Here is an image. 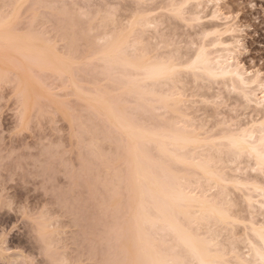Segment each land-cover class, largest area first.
<instances>
[{"label":"rangeland","instance_id":"374dc122","mask_svg":"<svg viewBox=\"0 0 264 264\" xmlns=\"http://www.w3.org/2000/svg\"><path fill=\"white\" fill-rule=\"evenodd\" d=\"M137 1L138 0H0V5L8 4L13 6L6 15L3 10L0 9V17L6 18H0V20H5V27L6 25L8 27V29L1 27V30H3V28L6 31L11 30L9 31L10 33L7 31L6 34L4 33L5 30L1 32L7 36L5 39L8 40L11 38V35L18 37V39L15 37L16 39L13 40V42L7 40H5V42L16 43L17 40H20L17 43L23 45L22 47L26 46L32 48L30 46L35 44V49L39 44V50L42 51L43 54L48 55L47 57L50 56V58H47L49 59L48 61H50L51 58H54L56 61L59 59L61 62H56L55 64H57V66L62 64V66H60L61 68L56 67L52 60L51 62H53V65L59 68L60 71H62V67L66 70L63 75L61 72H56L57 69L53 71V69H51L53 65L51 67L48 66L49 70H47L46 67L45 70L43 66H40V68H38L39 66L35 67L38 64L37 61H35L37 59L36 57L33 56L35 58L34 62L37 64H33V57L30 58L26 54L21 53L23 56L27 57L25 58L22 55V57L19 56L20 53L16 54V51H20L21 45L18 44L19 50L18 48L14 50L13 48L15 46L13 44V47L9 45L4 46V37L3 40L0 39V47L1 45L5 47H1L2 49L0 48V196L6 193L10 199L15 200L17 187H21V190L31 187L32 196H34L35 199L29 202L28 196L26 195L17 208L18 212L31 211L33 213H38L39 210L46 207L58 209L49 213L50 230L59 233L55 243L60 246L57 249L60 258L72 261L73 264H79V261L82 259L85 261V264H147V258L153 253V255L159 254V256L162 254L161 258H165L164 260L162 259L163 263L164 261L168 264L173 263V261L169 260V253H172L173 256L170 257L175 263H177L175 259H178L177 257L181 254L182 256L180 255L179 259L184 258L183 260L186 264H193L191 261L188 262L189 259L186 260V253L179 247L180 244L175 242L177 240L174 239L175 236L173 233H171V231V234L169 233L171 229L167 227V224L165 222L164 225L155 223L154 220L159 213L157 214L155 210L153 211L152 204H149L151 201L149 192H152V188H150L151 190L146 189L149 187L147 185L144 187L145 184L143 185V183H140L142 179L147 176L146 173L150 172L152 174L154 173L153 175L151 174L153 177H155L154 175L157 176L156 180L161 179L157 182L160 184L162 182V186L170 185L174 187L176 183L178 186H181L186 182L185 177L188 175L187 169L185 167L183 168L180 162H175L171 156L170 160L169 154H159L160 149L154 147L157 144L150 143L149 141L146 142L147 140L132 141L136 136H131V139L128 135H124L122 131L124 128L123 126L126 127L127 124L132 123V127L136 126L134 127L136 131L139 129L137 132L141 129V131L145 130V133H150L151 131L152 133L155 131L158 133L157 131L162 132L164 126L167 127L168 124L172 125V122L174 124L173 126L176 125V129H181V127L189 126L193 121V123L197 122V125H195L199 127L198 131L200 130L199 132H201H198L199 135L202 134V136H204V134H210L213 136L214 134V136L216 135L215 137H218L225 132V130H235L249 123L251 120L260 118V114H256L252 107L245 104L244 99L238 92V88L233 89L226 77H218L219 79L216 78L217 80L215 79V81L213 78L209 80V77L205 74H202L205 76H200V73H196L200 77L195 79L197 75L193 71L181 68L183 71L179 72V75H177L178 73L176 74L180 78V81L177 80L180 82H178L179 86L177 82L174 86V88H181L176 92L178 94L180 93V98L183 100H178V105L181 108L177 107V109L179 108L182 110L181 113H185V115L183 114L184 116L187 115L186 118L189 122L192 120L187 125L188 121H186V124L184 122L186 118L180 117V119L184 120L182 121L185 124L183 125L182 123L181 126L182 121L176 119L177 115L173 117L174 114L171 113L172 110L167 112V110L164 109L165 112L160 107V109H158V104H156L157 101H155L158 100L157 98L151 95L147 96L146 94H141L137 91L138 86L135 82L139 81L137 80L139 78L136 77L137 74H134L135 72L132 71V68H129L130 66H126L128 68L127 71L126 67L123 69V71L125 70L127 73H122L120 68L124 64L121 61L125 57H121V61L119 60L121 65L123 64L121 66L119 63L121 67L117 65L118 63L113 65L114 59L112 58V62H108L107 57V62H103L105 59L102 58L104 57L102 55L104 54L103 51L105 48H101L104 47L103 45L108 37L107 35H111L113 30L116 32L121 30L119 25L125 27L128 25L127 23H129V21L131 22L134 19L135 22L136 18H139V20L136 19V22L138 21L140 23L141 17V20L143 18L145 22L143 23L142 21L140 24H145V26L140 24L138 26L136 25V34H139L140 37L135 33L134 35L139 38L138 40L142 41L139 43L135 42V44H138L136 46L135 44H133V46L131 44L133 48L128 44L126 49L125 47L123 48V51H121L122 53L125 52V55L129 56V54L132 55V52L139 48L136 52L141 51L142 53V51H144L147 57L152 55V57L156 56L157 58V56H162L161 58H164L171 50H174V53H169V55L172 54L170 55V59L177 60L176 62L178 63H184V61L189 62L193 58L195 50L201 45L207 44V49L213 51V46L209 47L208 45L211 36L204 35L206 34L204 30L211 27L214 23L224 27V24L227 22V20H211L212 13L217 10L223 17L226 16L230 18H228V24L234 26L236 30L235 35L237 41L234 47L235 61L239 62L250 72L255 69L264 71V0H202L203 6L200 9L202 19L199 23L190 19L195 10L190 7L185 8L181 16L176 18L177 15L175 16L172 14L175 10L172 12L170 11V9H173V7H170L172 1ZM35 5H44L45 7L36 8ZM182 14H184V16ZM222 16L220 17L222 18ZM145 17H148L147 19L151 21L147 23L148 21L145 20ZM108 20H110L109 23H107ZM3 21L0 23L1 25ZM101 22L104 23L102 27L105 29L101 27V25H103ZM146 23L148 26H146ZM151 26L154 27L150 28ZM114 28L119 29L117 30ZM115 31L113 33H116ZM82 35L84 37H82ZM224 37H228V34H224ZM89 40L92 41V43L89 42ZM26 42H29L30 46H28ZM106 45H108V41ZM98 49L100 51H97ZM45 50H47V52ZM95 51L97 52L94 53ZM101 51L102 53L99 54ZM175 51L177 53H175ZM160 53L162 55H160ZM163 53L166 54L163 56ZM173 54H177V56L180 55V57ZM99 55H101V57ZM7 56L11 58V60L8 59ZM119 56L121 55L116 57ZM171 56H173V58ZM4 57H6L7 60H5L6 58L3 59ZM180 58L181 60H179ZM63 63H65V65ZM109 63L111 65L108 66ZM183 63H181V65ZM66 64L68 67L70 65V67L68 68ZM105 64L110 68L106 67ZM3 72L9 74L8 79L3 77ZM192 73L195 75L193 76ZM18 77L23 80V83L26 84L25 87L27 88L28 86L29 89V94L25 93L28 97L27 99L25 98L28 101L25 107L22 105V101L23 104L25 103V100H22L24 99L23 96H21L23 93L20 95L21 89L17 87L19 84L17 83ZM126 79L132 82L129 84ZM176 79L174 80L176 81ZM142 83L140 82L139 84ZM133 84H135L133 86L135 90L131 89ZM168 84L173 86L174 83L170 81L167 85ZM149 85L150 84H148V88ZM128 86L129 89L126 88ZM235 86L237 85L235 84ZM142 87L147 86L142 85ZM170 87L171 86H169V88ZM141 89L139 90L141 91ZM100 96H102L104 100L102 97L99 98V100L98 97ZM41 99L46 103H50L51 106L59 112L60 119L56 121L55 127H52L51 123H49L47 126L41 125L39 129L32 132V112L36 106V102ZM101 99L103 101L107 100L110 106L109 104L107 105L106 102L103 103ZM96 101L98 104H96ZM100 101H102L101 103L103 104H101ZM99 104L103 105V109ZM9 105H11V107H9ZM106 107H108L114 115L108 112L105 113V110L108 109ZM177 109H174L172 112H176ZM115 115L119 116V119H122L118 120L117 116L116 118L114 117ZM112 116L115 119H112ZM174 118L176 121L178 120L177 123L179 121L180 123L177 124ZM161 123L163 126H161ZM177 126L179 127L177 128ZM134 128L131 130L136 134ZM170 128L173 129L174 127ZM188 128L190 127H185L183 130H187ZM166 129H168V127L165 128V130ZM5 131L8 133L7 139H5L4 136ZM135 141H143L138 145V148H140L137 149V151L143 152H139L138 154L135 152V148L133 151L131 150L135 144L137 145V142L134 144ZM143 143H145L144 148L142 146ZM166 146L167 149L168 147L171 148L170 145ZM145 147L149 149V154ZM52 148H58L59 151L53 152L51 156H46V150ZM213 148L211 152L215 151ZM179 149L176 148L172 151L175 152L176 156L179 153L181 155L180 157L185 159L187 150L183 148H181V150ZM147 155L150 157H146ZM143 157H146L147 160L149 159L152 162L150 163V161H147L146 163L141 161L142 165L139 166L138 162L140 161H138L137 158L143 160ZM181 158L179 159L181 160ZM135 159L138 161L137 164L134 163ZM224 160L228 162V165L223 162L222 168L227 166L224 168V172L227 171L228 175L239 176V178L247 180H252L254 178L264 184V175L255 173L248 159L241 157L231 161V163H229V159ZM156 162L158 165H156ZM134 164L138 165L139 172L136 171L137 169L132 170ZM136 165L134 166L135 168ZM163 166L164 169H172L168 172L169 176L165 177L167 169L163 170ZM17 170L21 173L18 177L15 175ZM131 170L133 173L134 171L136 172V176H134L135 174H133ZM164 171L166 173L165 175H163ZM171 171H174L173 174L176 173L177 175L174 174L172 177L170 175ZM138 173H140L139 177H137ZM179 174L183 177H179ZM140 175H142L143 178H141ZM148 176H150V174H148ZM5 177H7V179ZM132 177L135 178L133 179ZM17 180L19 184H16ZM37 181L39 182L38 184L36 183ZM173 182H175V184ZM5 183L13 186L5 189ZM140 184L142 187H140ZM149 186L151 187V185ZM202 186L201 190H204ZM205 187V189H207L208 186ZM165 189H167V187ZM211 189V192L215 193L220 187ZM224 191L228 193L227 199H232L234 212L238 215L239 219H241L238 222L247 221V217L249 218V208H247L245 195L251 194V196L255 198H260L257 196L259 191L247 190L241 187L236 189L232 184L226 186V189L221 193ZM30 203L31 207L29 206ZM142 203H146V205ZM162 203H164V201L159 200L158 208L162 207L160 208L162 211L165 210L166 213L168 212L171 214L173 218L175 217L174 220L176 221L180 219V223L183 224L182 221H185L186 216L184 217V215L179 214L180 217L174 214L175 212L173 209L176 205H173V202ZM175 203L174 201V204ZM169 208H171V210ZM260 212L261 209H257V212H255L256 214L254 213V221L258 224L264 221V215ZM143 213L147 215L142 216ZM146 216L151 217H149V220L146 219L149 221L148 223L147 221H143V218ZM153 216V222H151ZM52 221L57 222L52 224ZM244 223L246 224L247 222H243V224L236 223L232 225L231 228L230 226L228 227V225H223L225 226L223 227L222 224L218 226L214 223L211 224L210 227L213 230H208L210 233L213 231V233L217 232L215 235L216 237L218 235L217 238L218 241H220L217 244L221 243V248H225L223 252L226 254L225 256H227V260H229L228 262H231L230 264H242L239 263V261L236 262L237 260H234V255L232 254L239 253L237 255L241 256V254L247 252L246 242L244 240L245 236L255 241L251 231L243 228L244 226L242 225H244ZM200 224L202 223L198 224L199 227L191 224L189 228L186 223L185 228L188 227L186 228L189 229L188 232L198 234L199 237H206V239H210L209 237H211L215 239L210 233L206 234L207 228L203 226L204 224ZM208 234L209 237L207 238ZM203 235L205 236L203 237ZM26 239L27 238L21 234L12 237L10 230L6 234L4 225L0 224V259H23L24 257L30 256V252L27 251L24 246ZM146 240L150 242L148 243ZM141 241L144 243H141ZM230 242L234 245H230ZM147 245L153 248L150 249ZM218 246L216 245V247ZM231 246L233 248L235 247V250L231 248ZM147 247L150 249V252L152 251L148 256ZM221 248L219 250H221ZM228 248L233 249V251L230 250V253H228ZM224 250H228V254ZM173 251L178 253L180 251V253H177L178 256H176V253ZM181 251H183V253ZM15 252H19V256H13L12 253ZM242 257H244V255Z\"/></svg>","mask_w":264,"mask_h":264},{"label":"bare ground","instance_id":"6f19581e","mask_svg":"<svg viewBox=\"0 0 264 264\" xmlns=\"http://www.w3.org/2000/svg\"><path fill=\"white\" fill-rule=\"evenodd\" d=\"M139 1V0H138ZM137 1V2H138ZM163 0H161L160 2H162ZM166 1V0H165ZM170 2L172 1V3H170L171 5H170V7H173L174 5L175 6H177V7H179V6H181V5H183L184 7H183V10L185 9V8H191V9H195L194 10V13H192V16H191V20L192 21H197V23H199V21L202 19V16L200 15V12H201V8H202V6H203V1L202 0H169ZM138 5V4H137ZM169 5V4H168ZM168 9H169V7H168ZM173 10H175V11H173ZM176 8L174 9V7H173V9H170V11L172 12L173 11V13L172 14H174L175 16H176ZM182 10V11H183ZM168 11V10H167ZM175 12V13H174ZM184 12V11H183ZM182 12V13H183ZM183 16H184V14H182ZM222 16V14H219V12L217 11V10H215L214 11V13H212V19L211 20H214V21H219V20H224V21H226L227 20V22L225 23V22H223V23H225L224 25V27H221L220 26V24H217V23H214L213 25H211V27H208L207 29H205L204 30V32L206 33V34H204V35H210L211 36V39H210V41L208 42L209 44V47H211V46H213V51L211 50H209V49H207L208 47H207V44L206 45H201V46H199V48L197 49V50H195V53H194V56H193V58L189 61V60H187V61H189V62H185L184 61V63L183 62H181V63H183L182 65H181V63H178V62H176L174 59L172 60V59H170V55H172V54H170L169 55V53H174V50L171 52L170 50V52L167 54V55H165L164 53H163V56L165 55V57H167V58H161L162 56H157V58H156V56H154V57H152V55L151 56H149V57H147V56H145V54H146V52L144 53V51H142V53H141V51H139V52H136V51H138V49H136L134 52H132L131 54L132 55H130L129 54V56L128 55H125V52H121V51H123V48L125 47V49H126V46L129 44V46H131V44H132V46H133V44H135V42L136 43H139L140 41H142V40H138L139 38L138 37H140L139 36V34L137 35L136 34V30H137V26L140 24V23H142V21H143V23L145 22L144 20H143V18H142V20H141V17H140V23L137 21L136 22V19H135V22H134V19H133V21H129V23H127L128 25L127 26H125V27H123V26H120L119 24V27H121V30H119V31H115V30H113V32L115 31L116 33H113L112 32V34L111 35H107V34H109V33H107L106 35L108 36H106L107 37V39H106V41H105V44L103 45L104 47L103 48H101V49H104L105 48V50L103 51L104 52V54L102 55V56H104V57H102V58H104L105 60H103V62L105 61V62H107L106 61V57L108 58V62H112V60H111V58L112 59H114L113 60V62H114V64L113 65H116L117 63V65H119V63H120V65H121V62L125 65H119L120 67V69H121V71H122V73H127L126 71L128 70V68L126 67V66H130L129 68L131 69L132 68V71L133 72H135L134 74H137V76L136 77H138L139 79H137V80H139L142 84H139L140 82L139 81H136L135 83H137V86H138V92H140L141 94H146L147 96H154L155 98H157L158 100H155V101H157L156 102V104H158V109H165V110H167V112L169 111H174V109H177V107H179V108H181L178 104V100H181V95H180V93L178 94L176 91H179V89H181V88H174V86H175V83L177 82H179L180 81V78H179V76H177V75H179V73L176 75V77H175V79L176 78H178V79H176V81L174 80V79H169V78H166V70H167V66H172V67H176V68H183V69H186V70H189V65H192L193 64V62L196 60V58H197V55L198 54H200V51H201V48H203L204 50H205V57H206V63H205V67H204V70H202V71H193V70H191V71H193L195 74L196 73H200V76L202 75V74H205L206 76H208L209 77V80H211L212 78H213V80H215L216 78H227L228 80H229V84H231L232 85V88L233 89H237L238 88V92H239V94L241 95V97L244 99V102H245V104L247 105V106H249V107H252L253 108V110L255 111V113L256 114H260V118H258L257 120H251L249 123H247V124H245L244 126H242V127H239V128H236L235 130H225V132H223L220 136H218V137H215L214 136V134H213V136L212 135H206V134H204V136H202V134H200L199 135V133H201V132H199L198 131V129H199V127L198 126H196L197 124V122L196 123H193V121H192V123H190L189 122V120H187V118H186V116H184L185 115V113H181L182 112V110H180L179 108L177 109V114H176V112H172L171 111V113L172 114H174V116L173 117H176L175 115H177V118L176 119H180V117H183L184 119L186 118V120L184 121L183 119H180L181 121L183 120L184 122H185V124L187 123L186 121H188V123H187V125L189 124V126H184V127H181L182 126V123H183V125H185L184 124V122L182 121L181 122V129L179 128V129H176L175 128V126H173L174 124H173V122H172V125L171 124H168L167 125V127H168V129H166L165 130V128H167V127H165L164 126V128H162V129H160V130H162V132H163V134H162V132L160 131H157L158 133H156V131L154 132V133H152V131L150 132V133H145L146 131L145 130H143V131H141V129H140V131L139 132H137L135 129L136 128H134V127H136V126H133L132 127V123H130V124H127V125H129V126H127L126 125V127L125 126H123L121 129H122V131H123V133H124V135L126 134V135H128L131 139H132V137L131 136H133V135H135L136 136V138H134V139H132V141H134V140H147L146 142H150V143H154V144H157L156 146H154V147H156L157 149H160V152H159V154L161 153H164V154H166V155H168L169 156V158H170V153H172L173 151H174V149H179V150H181V148H183V149H185V150H187V152H186V156H185V159H183V158H181L180 156V154L178 155L177 154V156H176V154H175V159H173L175 162L177 161V162H180L181 164H182V167L184 168H186L187 170L186 171H188L187 173H188V175H187V177H185V180H186V182L184 183V185H181L182 187L183 186H185V187H181V186H178V184L176 183L175 184V182H177V181H175V182H173L174 184V187H171L170 185H168V186H166V185H163L164 186V188H163V186H162V182H161V184L159 183V182H157L158 180H161V179H158V180H156V175H154L155 177H153L152 175L154 174H152V173H146L147 174V176H145L144 178L142 177V175H146V174H142V175H140V177L141 178H143L142 179V181H141V179H140V183H143V185L145 184V186L144 187H146V185L149 187V188H146V189H150V188H152V194L149 192V196L151 195V197H150V199H151V201H150V203L149 202H147V203H149L152 207H153V211L155 210V212L158 214L159 213V215H156L157 217L155 218V223L156 224H161V225H164L165 223L167 224V227H169V229H171V230H169V233H170V231H171V233H173V235L175 236V238L174 239H176L177 241H175L176 243L178 242L180 245H179V247H181V249L182 250H184V252L186 253V256H185V258H186V260L187 259H189L188 260V262L189 261H191L193 264H201V261L202 260H208L209 258H210V251H211V253L213 254V255H219L220 257H226V258H224L225 260H227L228 258H227V256H225L226 254L223 252V249H225V248H221V243L220 244H217L218 242H220V241H218V235H217V237H216V233H213L212 231V233H210L208 230H213V229H211L210 227H211V225H209V222L207 221V220H198V215L199 214H202V213H205V212H211V210H212V208L217 204V203H222L223 205H225L226 207H227V209L229 210V214H230V221L231 222H229V223H226V224H222V226L223 225H228V227L230 226V228L232 227V225H235L236 223L238 224H243V222H247L246 224L244 223V225H242V226H244L243 228L244 229H248L249 231H251V233L253 234V236H254V239H255V241H253V240H251L248 236H245V238H244V240H245V242H246V248H247V252L245 253V254H241V256L240 255H237V254H239V253H236V254H232V255H234V260L236 261V262H238L239 261V263H242V264H261V259H260V257L257 255V251L260 249V246H261V244L262 243H264V240H261V238H260V235H261V232L262 231H264V221H262V223L260 222V224H258V223H255V221H254V215L256 214L255 212H257V209H261V205L262 204H264V191H261V189L262 188H264V184L262 183V182H259V181H257L256 179H252V180H247V179H244V178H239V176H231V175H228V173H227V171H225L224 172V168H226V167H224V168H222V169H220V170H223V171H221L223 174H225V175H227L228 176V183H220L218 180H216V179H214V178H212L211 176H207V175H205V173L204 172H201V171H199L198 170V168L196 167V165H197V163H200V162H203V163H207V162H214L215 164H217V165H223V162H224V164H226V165H228L227 163V161H225L224 159H226V160H228L229 159V163H231V161H233V160H235V159H239V158H241V157H244V158H246V159H248V162L251 164V167H252V169L255 171V173H260V174H263L264 175V171H261L260 170V167H259V163H258V158H257V156L255 155V153H259L260 151H261V149H262V147H264V90H262V85H264V80H262L261 79V76L262 75H264V71H261L260 69H255L254 71H252V72H250V71H248L243 65H241L239 62H237V61H235V58H234V47H235V43H236V41H237V38H236V35H235V28H234V26H232L231 24H228V20L230 19L229 17H226V16H222V18L220 17V16ZM224 15V14H223ZM8 16V15H7ZM181 16V15H180ZM131 17V16H130ZM142 17H144V16H142ZM190 17V16H189ZM1 18V17H0ZM2 18H4V19H6L5 17H2ZM1 18V19H2ZM133 18V17H132ZM146 18V17H145ZM148 18V17H147ZM145 19V20H147L146 22L147 23H149L150 21H149V19ZM176 18H178L177 16H176ZM180 18H182V17H180ZM179 18V19H180ZM184 18V17H183ZM229 18V19H228ZM104 19H106V18H104ZM185 19H186V17H185ZM112 20V19H111ZM137 20H139V18L137 19ZM154 20V19H153ZM1 21V20H0ZM3 21V20H2ZM1 21V22H2ZM5 21V20H4ZM4 21H3V23H2V25L0 24V39L1 40H3V37H4V40H3V43H4V46H11V47H13V45L15 46L13 49L15 50H17V48H18V50H19V45H21V44H19V43H17V42H19L18 40H17V45H16V43H6L5 42V40H7V41H9V42H13V40H15L16 38L18 39V37H16V36H14V35H11V34H9V35H11L10 37L11 38H9V40L8 39H5L7 36H5V34H6V32L8 31H6L4 28H7L8 29V27H7V25H6V27H5V23H4ZM72 21H73V19H72ZM71 21V22H72ZM76 21H77V19H76ZM107 21V20H106ZM109 21L110 20H108V22L107 23H109ZM0 22V23H1ZM80 22V21H79ZM104 22V21H103ZM103 22H101V23H103ZM115 22V21H114ZM73 23H75V22H73ZM77 23V22H76ZM81 23V22H80ZM100 23V24H101ZM111 23H113V22H111ZM146 23V26H148V24ZM201 23V22H200ZM222 23V22H221ZM77 24H79V23H77ZM106 24V23H105ZM123 24V23H122ZM112 25V24H111ZM123 25H125V24H123ZM137 25V26H136ZM140 25H142V24H140ZM223 25V24H222ZM102 26H104V23H103V25H101V27ZM142 26H145V24H143ZM1 27H4L3 28V30H1ZM99 27H100V25H99ZM117 27V26H116ZM152 27H154V26H151L150 28H152ZM157 27V26H156ZM102 28H104V27H102ZM123 28H124V30H123ZM135 28H136V30H135ZM149 28V27H148ZM204 28H205V26H204ZM105 29V28H104ZM103 29V30H104ZM114 29H117V28H114ZM119 29V28H118ZM117 29V30H118ZM154 29V28H153ZM5 30V31H4ZM4 31V33L5 34H3L2 32ZM9 31H11V30H9ZM8 31V32H9ZM156 32H157V30H156ZM10 33V32H9ZM134 33L138 36H136V35H134ZM105 34V33H104ZM163 34V33H162ZM224 34H228V37H224ZM4 35V36H3ZM8 35V36H9ZM84 35V34H83ZM82 35V37H84ZM105 36V35H104ZM103 36V37H104ZM206 36V37H207ZM2 37V38H1ZM12 37H14V38H12ZM16 37V38H15ZM137 37V38H136ZM162 37V36H161ZM97 38V37H96ZM90 39V38H89ZM100 39H101V37H100ZM25 40V39H24ZM86 40V39H85ZM87 40H88V36H87ZM93 40H94V38H93ZM108 41V45H106V42ZM138 41V42H137ZM168 41V40H167ZM89 42H91L92 43V41H90L89 40ZM2 43V44H3ZM5 43H6V45H5ZM156 43H158V42H156ZM161 43H162V40H161ZM166 43V42H165ZM164 43V44H165ZM171 43V42H170ZM13 44V45H12ZM19 44V45H18ZM26 44H28V46H30L29 45V42L27 43L26 42ZM26 44H24V45H26ZM142 44H144V43H142ZM31 45H33V44H31ZM36 45H37V43H36ZM100 45V44H99ZM105 45H106V47H105ZM136 45H138V44H135V46ZM159 45H160V42H159ZM162 45V44H161ZM170 45V44H169ZM23 45H21V49H20V51L18 52V51H16V54L18 53H20L19 54V56H21L22 54H26L27 56H29L30 58L31 57H36L37 59L35 60V61H37V63H35L34 62V57H33V64H37V66H35V67H38V68H40V66H43V68L45 69V67L47 68V70H49L48 69V66H52L53 65V62H54V65L56 66V67H59V68H61L60 66H62V64L60 65V66H57V64H55L56 62L57 63H59V62H61V61H59V59H57L56 58V56H55V58L58 60V61H56L54 58V60L51 58V60L53 61V62H51V60L50 61H48L49 59H47V58H50V56L49 57H47L48 55H46V54H43V52L42 51H40L39 50V48H38V46L40 47V45L38 44L37 45V48L35 49V44L33 45V46H30V47H32V48H29V47H26V46H24V47H22ZM35 46V47H34ZM94 46V45H93ZM95 46H97V45H95ZM131 46V47H132ZM134 46V47H135ZM142 46H144V45H142ZM141 46V47H142ZM171 46V45H170ZM1 47L2 48H5V47H3L2 45H1ZM0 47V48H1ZM34 47V48H33ZM168 47V46H167ZM174 47V46H173ZM1 48V49H2ZM96 48V47H95ZM99 48V49H100ZM133 48V47H132ZM159 48V47H158ZM43 49H45V48H43ZM50 49V48H49ZM48 49V50H49ZM52 49V48H51ZM97 50V51H100V50ZM124 49V50H125ZM135 49V48H134ZM141 49V48H140ZM178 49V48H177ZM144 50V49H143ZM46 52H47V50H45ZM51 51V50H50ZM97 51H95L94 53H96ZM133 51V50H132ZM52 52V51H51ZM180 52V51H179ZM14 53V52H13ZM22 53V54H21ZM100 53H102V51L101 52H99V54ZM144 53V54H143ZM175 53H177L176 51H175ZM15 54V55H16ZM124 54V55H123ZM148 54V53H147ZM180 54V53H179ZM50 55V54H49ZM101 55H99L100 57H101ZM118 55H121V56H119V57H116V56H118ZM123 55V56H122ZM157 55V54H156ZM159 55V54H158ZM160 55H162L161 53H160ZM173 55H176L177 56V54H173ZM23 56V55H22ZM21 56V57H22ZM128 57V60H127V57ZM168 56H169V58H168ZM8 57V56H7ZM23 57H25V58H27L26 56H23ZM52 57V56H51ZM115 57H116V59H115ZM124 58L122 61L120 60V58ZM172 58H173V56H171ZM177 57H180V55H178ZM6 57H4L3 59H5ZM29 58V59H30ZM117 58H119V59H117ZM130 58V59H129ZM152 58V59H151ZM155 58V59H154ZM176 58V57H175ZM182 58V57H181ZM181 58L179 59V60H181ZM8 59H10L11 60V58H9L8 57ZM28 59V60H29ZM5 60H7V58L5 59ZM61 60V59H60ZM115 60H117V61H119V62H117V61H115ZM178 60V61H179ZM9 61V60H8ZM31 61V60H30ZM174 61V62H173ZM63 62H64V60H63ZM116 62V63H115ZM178 63V64H176V63ZM180 62V61H179ZM5 63V62H4ZM9 63H10V61H9ZM51 63V64H50ZM3 64V63H2ZM50 64V65H49ZM64 65H65V63H63ZM107 64V63H106ZM105 64V66L106 67H108L109 65H111L110 63L108 64V66ZM52 66L51 67V69H53V71H55L56 69V72L58 71V72H61V74H63V73H65V68L64 67H62V71H60V69L59 68H56L55 66ZM113 65H112V68H113ZM66 66L68 67V65L66 64ZM53 67H55V68H53ZM69 67H70V65H69ZM68 67V68H69ZM104 67V66H103ZM116 67H118V66H116ZM124 67H126L127 69H126V71L124 70L123 71V69H124ZM67 68V69H68ZM108 68H110V67H108ZM55 69V70H54ZM63 69H64V72H63ZM107 69V68H106ZM1 70H2V68H1ZM4 70V69H3ZM46 70V69H45ZM7 71V70H6ZM5 71V72H6ZM118 71V70H117ZM190 71V70H189ZM69 72H70V69H69ZM111 72V71H110ZM119 72V71H118ZM1 73V72H0ZM4 73V72H3ZM107 73V72H106ZM194 73H192L193 74V76L195 75ZM252 73H254V75H251V77H249V74H252ZM60 74V75H61ZM110 74V73H109ZM64 75V74H63ZM120 75H121V73H120ZM124 75V74H123ZM197 75V77L195 76V79H197V78H199L200 76L198 75V74H196ZM205 75H202V76H205ZM20 76H21V74H20ZM181 76V75H180ZM1 77V76H0ZM207 77V78H208ZM19 78V77H18ZM140 78H142V79H140ZM218 78V79H219ZM20 79V78H19ZM19 79L17 80V83H19L18 84V88L19 89H21L20 90V95H21V93H23V95H21V96H23V98L24 99H22V100H25L24 102V104H23V101H22V105H23V107H25L27 104H28V101L26 100L28 97L26 96V94L25 93H28L29 92V89H28V86H27V88L25 87V85L26 84H24L23 83V80L22 79H20V81H19ZM125 80V79H124ZM127 80V79H126ZM177 80H179V81H177ZM217 80V79H216ZM215 80V81H216ZM227 80V81H228ZM25 81V80H24ZM128 81V80H127ZM127 81H125V82H127ZM170 81H171V83H172V81H173V86L172 85H167V83H170ZM175 81V82H174ZM132 82V81H131ZM130 81H128V83L130 84L131 83ZM16 83V84H17ZM145 83H147V84H145ZM180 83V82H179ZM179 83H178V86H179ZM148 84H150L149 85V88H148ZM235 84L237 85V86H235ZM135 84H133L131 87V89H133V90H135V88H133V86H134ZM141 86V88H140V86ZM142 85H144V86H147V87H142ZM245 85H247V87H245ZM130 86V85H129ZM129 86L128 87H126L127 89H129ZM137 86H136V88H137ZM151 86V87H150ZM169 86H171L170 88H169ZM145 88H148V89H145ZM174 88V89H173ZM139 89H141V91L139 90ZM150 89V90H149ZM152 89V90H151ZM173 89V90H172ZM176 89H178V90H176ZM143 90H145V91H143ZM147 90V91H146ZM149 90V91H148ZM172 90V91H171ZM23 91V92H22ZM128 91V90H127ZM131 91V90H130ZM129 92V91H128ZM150 92V93H149ZM147 93H149V94H147ZM29 94V93H28ZM27 94V95H28ZM102 96H100V97H98V99L99 98H101ZM26 98V99H25ZM103 98V97H102ZM177 98H180V99H177ZM21 99V98H20ZM97 99V100H98ZM100 100V99H99ZM102 100V99H101ZM103 100H104V98H103ZM102 100V101H103ZM95 101V100H94ZM102 101H100V103L102 102ZM181 101H183V100H181ZM99 102V101H98ZM107 103V105L109 104L108 102H107V100L106 101H103V103ZM180 102V101H179ZM27 103V104H26ZM103 103H101V104H103ZM182 103V102H181ZM181 103H180V105H181ZM96 104H98L97 103V101H96ZM101 104H99L100 105V107L102 108V106L103 105H101ZM178 105V106H177ZM183 105V104H182ZM109 106H110V104H109ZM96 107V106H95ZM105 107V106H104ZM156 107V108H157ZM160 107V108H159ZM176 107V108H175ZM106 108H108V107H106ZM105 108V109H106ZM99 109V108H98ZM103 109V108H102ZM164 110V111H165ZM179 110H180V112H179ZM106 112L105 113H109V114H112V115H114V113H112L111 111H110V109L108 108L107 110H105ZM113 111V110H112ZM103 112H104V110H103ZM166 112V111H165ZM108 114V115H109ZM180 114V115H179ZM184 114V115H183ZM179 115V116H178ZM116 116L117 115H115L114 117L116 118ZM172 117V118H173ZM109 118V117H108ZM112 119H115V118H113V116L111 117ZM117 119L118 120H120V119H122V118H120L119 119V116H117ZM176 119L174 118V120L176 121ZM124 121V120H123ZM175 121H174V123H175ZM178 121V120H177ZM177 121H176V123H177ZM112 122V121H111ZM114 122H116V121H114ZM122 122V121H121ZM127 122V121H126ZM119 123V122H118ZM123 123H125V122H123ZM175 123V124H176ZM178 123H180V121L178 122ZM177 123V124H178ZM132 124V125H131ZM163 124H164V122H163ZM166 124V123H165ZM196 124V125H195ZM118 125V124H117ZM124 125V124H123ZM169 125H170V127H174L173 129H171L170 127H169ZM122 126V125H121ZM120 126V127H121ZM161 126H163L162 125V123H161ZM179 126H177V128L179 127ZM138 127V126H137ZM185 127H190V128H188L187 130H183V128H185ZM132 128H134V131H136V134H135V132H133L131 129ZM138 128H140V127H138ZM158 128V127H157ZM200 128H201V126H200ZM133 132V133H132ZM199 132V133H198ZM222 132V131H221ZM134 136V137H135ZM129 138V139H130ZM181 139H185V140H188V141H192L193 143H191V144H188V145H183V144H178V143H176V141L177 140H181ZM232 140H239L240 141V145H239V148H238V153L239 154H234L232 151H231V148H232V145L230 144V141H232ZM130 141V140H129ZM137 142V145L135 144ZM139 141H135L134 142V144H135V146L134 147H132V151L134 150V148H135V152H137L138 154H139V152H143V151H137V149H139L138 148V145L140 144V143H142V142H139ZM145 142V141H144ZM144 144V145H143ZM142 144V146H143V148H144V146H145V143H143ZM162 145V146H161ZM166 145H170L171 146V148H169L168 147V149L166 148L167 146ZM132 146V145H131ZM218 146V147H217ZM159 147V148H158ZM213 147H215V148H213ZM221 147V148H220ZM145 148H147V147H145ZM174 148V149H173ZM213 148V150H215V151H213V152H211V149ZM182 149V150H183ZM141 150H142V148H141ZM144 150V149H143ZM149 149L147 148L146 149V151H148ZM173 150V151H172ZM178 150V151H179ZM172 151V152H171ZM177 151V150H176ZM169 152V153H168ZM132 153V152H131ZM136 153V154H137ZM144 153H145V151H144ZM175 153V152H174ZM185 153V152H184ZM148 154H149V151H148ZM163 155V154H162ZM133 156V155H132ZM142 156H143V153H142ZM145 156V155H144ZM154 156V155H153ZM182 156H183V154H182ZM139 157V156H138ZM146 157H150V156H146ZM145 157V158H146ZM110 158V157H109ZM140 158V157H139ZM137 158L138 159V161H140V162H138V161H136L137 159H135L134 161V163H136L137 164V162H138V165L140 166V165H142V162L141 161H143V162H146L147 163V161H150L149 159L147 160V158L145 159L144 157H143V160H140V159H142V158ZM152 158V157H151ZM150 158V159H151ZM179 158H181V160L179 159ZM146 160V161H145ZM170 160H171V158H170ZM109 162V161H108ZM152 161H150V163H151ZM154 163V162H153ZM157 163V162H156ZM136 164H134V166L136 165ZM155 164V163H154ZM172 164V163H171ZM132 165H133V162H132ZM138 165H136V168L133 166V169L132 170H134V169H137L136 171H138V169H139V167H138ZM150 165V164H149ZM149 165H148V167H149ZM156 165H158V163L156 164ZM156 165H153V166H156ZM145 166V165H144ZM225 166V165H224ZM105 167V166H104ZM109 167V166H108ZM169 167V166H168ZM181 167V168H182ZM142 168V167H141ZM156 168V167H155ZM182 168V169H183ZM150 169H151V167H150ZM165 169H167V168H165ZM164 169V166H163V170H165ZM132 170H131V172H132ZM158 170V169H157ZM169 168L167 169V171H166V173L168 174V172H170V170H172V169H170L169 171ZM184 170V169H183ZM237 170V169H236ZM149 171V170H148ZM151 171V170H150ZM175 171V170H174ZM173 171V172H174ZM139 172V171H138ZM145 172V171H144ZM153 172V171H152ZM173 172L171 171V173H170V175L173 177V175L174 174H176V173H174L173 174ZM133 173V172H132ZM158 173H161V172H158ZM165 173V171L163 172V175H165L166 174ZM186 173V174H187ZM133 174H135L134 176H136V172L134 171V173ZM139 174L140 173H138L137 175V177H139ZM148 174H150V176H148ZM152 174V175H151ZM165 175V177L166 176H169V174L168 175ZM177 175V174H176ZM182 176V175H181ZM180 176V174H179V177H181ZM160 177V176H159ZM172 177H170V178H172ZM183 177V176H182ZM133 179L135 178V177H132ZM169 178V177H168ZM182 179V178H181ZM184 179V178H183ZM137 180V179H136ZM166 180V179H165ZM173 180H175V179H173ZM177 180V179H176ZM184 180V181H185ZM138 181V180H137ZM170 181H171V179H170ZM178 181H180V180H178ZM165 182V181H164ZM138 183V182H137ZM183 183V182H182ZM181 183V184H182ZM203 183H205V184H203V186H202V184ZM139 184V183H138ZM165 184V183H164ZM201 184V185H200ZM229 184H232L236 189H238V188H244V189H247V190H257V191H259V193L257 194V196H259L260 198H255V197H253V196H251V194H246L245 196H246V202H247V208H249V218L247 217V221L245 220V219H243V220H245V221H243V222H238L239 220H241V219H239V217H238V215L234 212V206H233V203H232V199H227V196H228V193H226L227 191H224L223 193H221L224 189H226V186H228ZM149 185H151V187L149 186ZM177 185V186H176ZM167 187V189H165L166 187ZM169 186H170V188H169ZM201 186H202V189H204V190H201ZM205 186H208L207 187V189H205L206 187ZM140 187H142L141 186V184H140ZM218 188V187H220V189L219 190H217V191H215V193H212L211 192V188ZM222 187V188H221ZM199 188H200V191H199ZM224 188V189H223ZM146 189H145V191H146ZM144 190V189H143ZM151 190V189H150ZM221 190V191H220ZM223 194H225V195H223ZM145 196V195H144ZM147 197V196H146ZM195 198V199H192V198ZM144 198V197H143ZM262 198V199H261ZM139 199V198H138ZM148 199V198H147ZM143 200V199H142ZM159 200H163L164 201V203H162V204H165V202H167V203H172L173 202V205H176V206H174L173 208V210H174V214L175 215H179V214H182V215H184V217L186 218L185 219V221H182L183 222V224L182 223H180V219H178V221H176V220H174V218H173V216L171 215V214H169L168 212L166 213V211L165 210H161L160 208H162V207H160V208H158V203H159ZM141 201V200H140ZM174 201L176 202L175 204H174ZM201 202H207L206 204L205 203H201ZM142 204H144V203H142ZM144 205H146V203L144 204ZM143 205V206H144ZM172 205V204H171ZM164 206H166V205H164ZM168 206H169V204H168ZM167 206V207H168ZM233 206V207H232ZM151 207V208H152ZM166 208V207H165ZM150 209V208H149ZM160 209V210H159ZM170 210H171V208H169ZM169 209H167V210H169ZM152 210V209H151ZM143 211V210H142ZM173 212V211H172ZM171 212V213H172ZM142 213V212H141ZM140 213V214H141ZM144 213H145V211H144ZM143 213V214H144ZM147 213V212H146ZM235 213V214H234ZM255 213V214H254ZM261 213V212H260ZM142 214V216H145V215H147V214H144L143 215ZM262 214V213H261ZM149 215V214H148ZM153 215H154V212H153ZM264 215V214H263ZM159 216V217H158ZM180 216V215H179ZM141 217V216H140ZM148 217V218H147ZM150 216H146L145 218H143V221H147V223L149 222L148 220L151 218H149ZM181 217V216H180ZM238 217V218H237ZM153 218H154V216L152 217V219H151V222H153ZM146 219H148V220H146ZM161 222H163V223H161ZM165 222V223H164ZM213 222V223H212ZM234 222V223H233ZM236 222V223H235ZM146 223V224H147ZM155 223H153V224H155ZM187 223V226L190 228L191 226V224H194L193 226H198L199 227V223H202V224H200V225H203L204 227H206L207 228V231L205 232L206 234L207 233H210L211 235H212V237L214 238L215 237V239H212L211 237H209V234L207 235V238L209 237L210 239H206V237L205 238H202V236L201 237H199V235L198 234H193V233H191V232H188L189 231V229H186V228H188V227H186L185 228V224ZM215 223V225H218L217 224V222L215 221V220H213V221H211V224H214ZM207 226H206V225ZM149 225H151V224H149ZM152 226V225H151ZM166 226V225H165ZM192 226V227H193ZM208 226H209V228H208ZM218 226H220V225H218ZM221 226V227H222ZM225 226H223V227H225ZM159 227H160V225H159ZM158 227V228H159ZM162 227V226H161ZM202 227V226H201ZM204 227H202V228H204ZM227 227V228H228ZM153 228V227H152ZM156 228V227H155ZM165 228V227H164ZM205 228V229H206ZM224 229H226V228H224ZM166 230H168V229H166ZM194 230H196V229H194ZM190 231H193V230H190ZM197 231V230H196ZM194 232V231H193ZM202 232V231H201ZM170 233V234H171ZM199 233V232H198ZM205 233H203V234H205ZM168 234V233H167ZM215 235V236H214ZM205 235H203V237H204ZM173 237V236H172ZM219 237H220V235H219ZM231 238V237H230ZM174 239H173V241H174ZM216 239H217V241H216ZM229 239V238H228ZM233 239V238H232ZM231 239V240H232ZM145 241V240H144ZM147 241V240H146ZM216 241V242H215ZM143 241H141V243H142ZM148 242V241H147ZM150 242V241H149ZM148 242V243H149ZM233 242V241H232ZM232 242H230L231 244L230 245H232L233 243ZM144 243V242H143ZM151 244H155V243H151ZM175 244V243H174ZM144 245V244H143ZM175 245H177V244H175ZM216 245L218 246V245H220V246H218V247H216ZM234 245V244H233ZM147 246H149V245H147ZM228 246H229V244H228ZM227 246V247H228ZM172 247V246H171ZM223 247V246H222ZM225 247V246H224ZM230 247V246H229ZM149 248L150 249H152L153 247L151 246H149ZM174 248V247H173ZM177 248V247H176ZM221 248V250H219ZM231 248H233L232 246H231ZM229 249L228 248V253H230V250H232L233 251V249L235 250V247L233 248V249ZM147 249H148V247H147ZM150 249H148V253H147V256L148 255H150L149 253H151L149 250ZM160 249V248H159ZM168 249H170V248H168ZM167 249V250H168ZM178 249H180V248H178ZM178 249H177V251H178ZM180 249V250H181ZM146 250V249H145ZM171 250V249H170ZM161 251H162V249H161ZM224 251H226V250H224ZM227 251H226V253H227ZM231 251V252H232ZM155 252V251H154ZM163 252V251H162ZM173 252H175V251H173ZM182 253H183V251H181ZM235 252V251H234ZM159 253V252H158ZM176 254V256H178L177 255V253L178 252H175ZM179 253H180V251H179ZM178 253V254H179ZM227 253V254H228ZM154 254V253H153ZM150 255L148 258H147V260H146V263H147V261H148V263H150V264H166L167 262L166 261H164V263H163V261H162V259L164 260L165 258H161V255L159 256V254H156V255ZM164 254V253H163ZM166 255V254H165ZM169 255L170 256H173V254L171 253H169ZM169 255H167V256H169ZM181 254H179V256H180ZM231 255V256H232ZM244 255V257H242ZM167 256H166V258H167ZM169 256V260L170 261H173V263L172 264H174L175 262H174V260H171V257ZM179 256L177 257L178 259H175L176 260V262H178V264H186L185 262H184V258L183 259H179ZM182 256V255H181ZM188 256V257H187ZM163 257V256H162ZM165 257V256H164ZM149 258H150V262H149ZM174 258V257H173ZM232 258V259H233ZM168 260V259H167ZM168 260V261H169ZM178 260V261H177ZM183 260V261H182ZM227 261H229V260H227ZM187 262V261H186ZM147 263V264H148ZM231 262H229V264H230ZM168 264V263H167ZM175 264H177V263H175ZM190 264V263H189Z\"/></svg>","mask_w":264,"mask_h":264},{"label":"snow or ice","instance_id":"6c2138e0","mask_svg":"<svg viewBox=\"0 0 264 264\" xmlns=\"http://www.w3.org/2000/svg\"><path fill=\"white\" fill-rule=\"evenodd\" d=\"M12 5L4 4L0 5V9L3 10L6 15ZM36 8L45 7L44 5H35ZM176 15L179 17L183 10V5L177 7ZM206 63L205 50L201 48L200 54L197 55L196 60L192 65H189V70L193 71H202L204 70ZM183 71V69L167 66L166 70V78L175 79L176 74ZM5 79L9 78V74H2ZM254 75V73L249 74V77ZM261 79L264 80V75L261 76ZM247 87V85H245ZM262 90H264V85L261 86ZM11 107V105H9ZM32 132H35L40 128L41 125L47 126L51 123L52 127L56 126V121L60 119V114L55 110L54 107L51 106L50 103H46L44 100H38L36 102V106L32 112ZM7 131L4 132L5 139H7ZM176 143L188 145L193 143L192 141H188L185 139L177 140ZM232 145L231 151L234 154L238 153V148L240 145L239 140L230 141ZM39 151V147H38ZM58 148H52L46 150V156H51L53 152H58ZM171 157L175 159V153H170ZM258 158V163L261 171H264V147H262L259 153H255ZM196 167L199 171L204 172L205 175L211 176L212 178L218 180L220 183H228V176L221 172V168L223 165H217L214 162L207 163H197ZM15 175L18 177L21 175L20 171L17 170ZM7 179V177H5ZM27 178V177H26ZM31 183V181H30ZM39 183L38 181L36 182ZM16 184H19V181H16ZM13 185H9L5 183V189L8 187H12ZM264 191V188L261 189ZM28 196L29 202L35 199L32 196V188L28 187L25 190H21V187H17L15 193V200H12L5 193L0 196V224L4 225L5 232L10 230L12 237H15L17 234H21L26 237V241L24 242L25 249L30 252V256L24 257L23 259H0V264H73L72 261L61 259L57 249L60 247L55 243L58 232H52L51 225L49 224V213L53 209L46 207L42 210H39L38 213H33L31 211L28 212H18L17 208L20 203H22L25 196ZM192 199H195L194 197ZM207 203V202H201ZM31 207V203L29 205ZM38 207V206H37ZM261 212L264 214V204L261 205ZM198 220H207L209 225H211V221L215 220L218 225L226 224L230 221L229 210L222 203H217L211 210V212H205L198 215ZM57 221H52V224ZM234 223V222H233ZM261 240H264V231L261 232L260 235ZM11 243V241H10ZM13 256H19V252L12 253ZM257 255L261 259V264H264V243L261 244L260 249L257 251ZM79 264H85V261L82 259L79 261ZM178 264V262H177ZM201 264H229L223 257L219 255H213L210 251V258L208 260H202Z\"/></svg>","mask_w":264,"mask_h":264}]
</instances>
